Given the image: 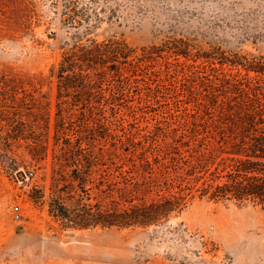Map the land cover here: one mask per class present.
I'll return each instance as SVG.
<instances>
[{
    "label": "rangeland",
    "instance_id": "1",
    "mask_svg": "<svg viewBox=\"0 0 264 264\" xmlns=\"http://www.w3.org/2000/svg\"><path fill=\"white\" fill-rule=\"evenodd\" d=\"M91 39L149 53L123 69L122 92L62 119L59 99L79 94L59 82V63ZM251 58L264 61V0H0V264H264V208L199 197L202 179L179 213L149 226L64 227L50 205L57 124L72 143L81 130L80 146L111 168L183 173L231 126L234 74L246 73L236 62Z\"/></svg>",
    "mask_w": 264,
    "mask_h": 264
},
{
    "label": "trees",
    "instance_id": "2",
    "mask_svg": "<svg viewBox=\"0 0 264 264\" xmlns=\"http://www.w3.org/2000/svg\"><path fill=\"white\" fill-rule=\"evenodd\" d=\"M141 56L123 41L89 40L75 44L65 53L59 63V82L74 83L79 94L76 103L59 99L58 116L64 118L71 106H78L81 116L93 112V99H109L110 95L122 92L121 78L124 68H138L137 61L143 60L149 51L143 49ZM246 71L234 74V110L230 114L231 126L219 130L217 146L203 142L201 155L188 162L185 172L176 170L152 175H134L131 170H121L112 161L103 160L98 151L87 152L80 146L82 131L75 130L76 141L64 137L62 124L55 127V138H62L63 145L53 155L54 190L51 211L64 227H135L149 226L166 221L172 214L179 213L192 197L195 187L199 197L207 199L234 200L238 204L252 203L264 208V61L251 58L236 62ZM252 72L253 76L248 74ZM118 80V85L113 81ZM106 87H103V86ZM67 90V89H66ZM87 93L89 98L80 94ZM99 103L100 100L96 99ZM225 153L214 170H209V160L214 152ZM201 172V175H199ZM189 176L195 184L191 185ZM62 180V185H59ZM92 186L85 189L83 183ZM191 194V195H190ZM36 198H39L37 196Z\"/></svg>",
    "mask_w": 264,
    "mask_h": 264
},
{
    "label": "built area",
    "instance_id": "3",
    "mask_svg": "<svg viewBox=\"0 0 264 264\" xmlns=\"http://www.w3.org/2000/svg\"><path fill=\"white\" fill-rule=\"evenodd\" d=\"M33 175H34L33 171L32 170H28L25 173V178L26 179L32 178ZM11 211H12L13 217L15 219H19L20 218L19 206L17 204L11 206Z\"/></svg>",
    "mask_w": 264,
    "mask_h": 264
}]
</instances>
